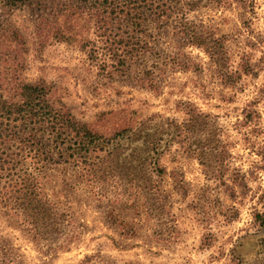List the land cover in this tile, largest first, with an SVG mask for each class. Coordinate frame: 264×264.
<instances>
[{"label":"rangeland","instance_id":"obj_1","mask_svg":"<svg viewBox=\"0 0 264 264\" xmlns=\"http://www.w3.org/2000/svg\"><path fill=\"white\" fill-rule=\"evenodd\" d=\"M66 2L72 9L58 18L48 0L0 3V21L26 43L21 80L51 85L107 138L154 116L164 125L191 110L206 118L189 127L186 145L164 152L150 205L122 164L94 176L62 162L45 168L42 188L80 239L54 251L0 206V264H264V0H202L189 12L223 42L220 65L172 26L150 23L141 36L149 50L124 72L87 12L74 10L86 4Z\"/></svg>","mask_w":264,"mask_h":264},{"label":"trees","instance_id":"obj_2","mask_svg":"<svg viewBox=\"0 0 264 264\" xmlns=\"http://www.w3.org/2000/svg\"><path fill=\"white\" fill-rule=\"evenodd\" d=\"M41 1L0 3L16 9ZM48 1L50 15L55 18L72 9L66 0ZM201 1L81 0L86 6L76 5L74 10L86 11L87 18L94 22L98 40L107 45L115 72H124L131 60L149 50L141 36L150 23L160 29L172 26L178 36L204 49L220 65L228 60L223 42L188 18ZM97 44L93 43V51ZM25 46L21 33L0 21V206L28 226L37 242L54 251L67 250L79 241V234L70 216L59 212L44 192L39 176L45 168L62 162L83 167L94 176L103 164H122L130 171L128 176L135 177L131 178L134 187L150 205L155 175H164L160 164L164 152L178 139L186 145L189 127L200 126L206 117L191 110L182 123L168 120L165 127L154 116L135 127L124 126L107 138L94 125L76 119L56 99L51 85L21 80L18 71L24 67Z\"/></svg>","mask_w":264,"mask_h":264}]
</instances>
